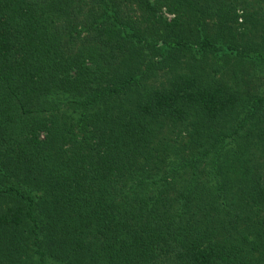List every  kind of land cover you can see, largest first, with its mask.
<instances>
[{"label":"trees","instance_id":"1","mask_svg":"<svg viewBox=\"0 0 264 264\" xmlns=\"http://www.w3.org/2000/svg\"><path fill=\"white\" fill-rule=\"evenodd\" d=\"M0 264H264V0H0Z\"/></svg>","mask_w":264,"mask_h":264},{"label":"rangeland","instance_id":"2","mask_svg":"<svg viewBox=\"0 0 264 264\" xmlns=\"http://www.w3.org/2000/svg\"><path fill=\"white\" fill-rule=\"evenodd\" d=\"M162 13H163L165 16H167L168 18L172 16L171 14H167V13L165 12L164 9L162 10Z\"/></svg>","mask_w":264,"mask_h":264}]
</instances>
